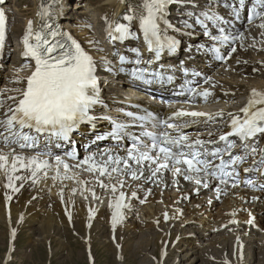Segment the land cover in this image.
Masks as SVG:
<instances>
[{"label":"snow or ice","instance_id":"snow-or-ice-1","mask_svg":"<svg viewBox=\"0 0 264 264\" xmlns=\"http://www.w3.org/2000/svg\"><path fill=\"white\" fill-rule=\"evenodd\" d=\"M55 2L59 5V0ZM121 2H127L128 9L117 21H109L105 17V32L109 42L115 46L116 42L123 44L128 40L142 38L151 58L144 60L139 48H131L125 51H130L134 59L114 50L112 55L116 57L117 64H113L107 56L101 57V60L105 71L124 73L132 80L149 87H165L174 83L177 69L175 66L165 67L160 61L165 55L173 56L176 53L180 45L176 34L192 37L199 27L206 39L203 44L195 47V52L213 53L216 59L223 61L226 56L230 58L237 51V43L243 48L244 32L237 29L236 25L241 21L245 10L247 24L252 25L259 19L261 23L257 26L264 29V0H202V6L197 0ZM172 5L183 9L179 27L169 19ZM220 7L228 9L227 18L217 11ZM60 13L59 6L53 10L51 4L42 3L41 10L37 13L41 23L35 32L33 22L28 21L22 39L21 55L29 62L25 67L31 68L30 74L15 77L13 82L23 84V87L7 90L13 95L4 97L0 93V109H3V114L0 115V143L12 153V160L9 162L8 155L0 151V170L9 172L7 187L18 191L14 180L31 179L36 183L41 172L46 177L47 170L53 166L50 159L45 158L51 156V146H74L76 142L72 139L73 134L81 133L82 126H87L85 131L88 136H92L96 133L99 121H108L109 130L96 133L92 142L111 139L119 143L127 138L128 144L123 149L125 155L104 151L99 156H106L107 159L97 161V154L89 153L74 167L80 168L82 164H87L89 166L86 171L98 172L99 176H106L109 180L113 179L112 174L115 173L132 180L144 179L146 182H155L164 171H170L174 177L182 176L185 181L194 184L197 194L200 188L209 189L215 182L217 198L225 189L237 188L241 184L264 191V183H257L254 176L249 175L264 177V146L260 145V139L264 138V91L252 89L247 104L239 113H227L230 118L227 123L229 131L225 132L220 128L216 133H209L207 139L201 138L199 134L190 136L184 129L190 123H196V118L200 117H206L209 121H216L217 118L223 120L225 113L222 110L211 114L181 109L167 117H161L142 109L140 113L125 112L124 115L131 118L128 122L109 115L96 116L93 114L95 108L105 106L96 75L97 61L69 32L55 26L53 15L58 16ZM133 23L138 26V31L133 30ZM261 36L264 37V32H261ZM4 40L5 14L0 11V49L3 48ZM87 43L97 52H103L98 47V41L88 40ZM192 52L189 49V54ZM237 63L241 61L237 60ZM178 70L186 78L180 85L181 94L187 89L191 97L204 100L212 95L209 89L201 91L189 79L199 76L198 72H190L183 62ZM203 83L215 87L211 85L210 78H205ZM8 101L11 103L7 104ZM120 111L123 112L122 109ZM182 117L193 119L181 120ZM237 140L240 152H234ZM16 148L21 152L35 150V153L25 157L17 154ZM66 155L75 158L74 151H68ZM246 164L248 166L244 167ZM55 165L54 179L60 175V165H63L65 173L70 168L60 156L55 157ZM241 168L245 173L243 178L240 175ZM20 170L28 171L29 176L12 175ZM145 171L149 173L147 176ZM64 178L72 177L65 175ZM117 185L124 188L126 180L120 179L115 184H105L103 180H99V186L110 189L113 194L118 191ZM148 192L151 194L150 189ZM92 195L96 198L95 192ZM136 196L137 193L132 191L131 197ZM125 197V192L119 191V195L114 197V204L109 205L114 209L111 220L113 228L123 219L122 209L130 206L125 203ZM6 199L10 200L11 197L7 196ZM167 219L165 213V220ZM248 222L252 223V220ZM12 236L15 237V230L12 231ZM162 255H166V252Z\"/></svg>","mask_w":264,"mask_h":264},{"label":"rangeland","instance_id":"rangeland-1","mask_svg":"<svg viewBox=\"0 0 264 264\" xmlns=\"http://www.w3.org/2000/svg\"><path fill=\"white\" fill-rule=\"evenodd\" d=\"M81 1L88 6V8H85L84 10L92 13L93 10L89 9L90 6L96 7V5L100 4L101 0H71L69 5L71 11L70 20L66 23V27L69 28L73 24L77 25L83 22L89 25V28L87 29L91 31L90 36L92 40L99 42V35L101 33L97 32L96 25H94L93 22L90 23L89 20H83L85 14H80L79 9H77L81 6L80 4L76 8V4ZM197 1L200 2V0ZM6 5L7 11H10H8V13L14 18L10 21V23L12 22L10 26L13 30L16 28V32L14 33V35L16 34L15 36H13L11 31L9 41L11 42L10 48L12 51L8 53V55L12 57L11 62H14L18 59L15 47H18L21 32L26 28L23 24L24 20L27 17H33L34 14L32 12L36 7L34 6L33 0H7ZM170 10H174V7H171ZM80 11L83 10L80 9ZM177 11H180L181 13L183 10H175L176 13ZM88 15L91 14L89 13ZM99 15L102 17L104 14L102 12L99 13ZM67 17L69 18V15H67ZM171 18L177 19L181 18V16L179 14V16ZM98 21L100 22V20ZM65 22H67V20H65ZM177 23L179 24V21ZM194 36L195 34L192 37ZM259 37H261V35H258V38ZM104 38L100 41V43H104ZM100 43H98V45H100ZM251 49L253 50V54H249L250 59L258 60V58L262 59V57H264V46ZM94 51V53H98L95 49ZM179 53L183 54L184 50L180 49ZM10 65L11 64L9 62L6 63V66L11 69H8V72L5 73L6 76L8 75V79L15 77L17 72L15 69L17 65ZM21 66V72L18 73H20L19 75L22 74L21 76H26L27 67L25 68V65L23 64H21ZM232 72L234 71L231 70L228 72L229 77L233 75ZM6 76L3 81H0V93H3V95H5V88L7 87L5 81ZM262 76L263 75L261 74L256 75V72H254V74L247 73L246 77L250 79L252 77L260 78ZM234 98L235 101L232 102L233 108H237L236 111H238L241 107V103L243 104L246 97L239 94L234 95ZM0 147L5 148L12 156V153H10L11 151H8L10 150L8 147H5L4 145H0ZM18 151L19 150L16 151L17 154ZM20 155L30 157L26 153H22ZM51 170L52 168L47 171L51 172ZM5 174H2L3 179L0 178V198L2 197L1 202L2 204L5 203L6 208V197L9 196V189L6 190V192L5 186L7 183L5 185L2 184V182L7 179L9 172H6ZM81 174H84V172ZM85 174L87 173L85 172ZM38 175V179L41 177L46 180L48 177H45L42 172ZM65 175L66 174L63 175V178ZM96 175H98V172H96ZM115 176H117V179L118 177L120 179H130L118 176L114 173L113 177ZM103 178L104 177L101 179L106 184L108 180L106 178L104 180ZM72 180L73 184L76 186H74L76 191L73 192L72 189L69 190L67 186L58 189L60 192L62 191L63 194V199L59 200L58 198L56 201L60 206H56L51 203L46 207L38 204V198L43 200L53 198L54 194L51 193V189L47 188L45 184L42 187L40 181L33 183L31 179L25 180L26 183L31 182L29 183L31 184L30 188L28 189L27 185L25 189H28V193L29 195L32 194V197L25 203L26 207L24 208V213H26L29 208V212H33V219L23 223L22 219L24 213H22L19 217L21 219L15 221L16 223L13 227L10 221V212L7 210L9 206L6 208V216L8 217V220L0 223V264H237V261L239 262L241 259L243 260V263L245 262V264H264V210H261L260 213L256 212L258 210L257 207L264 209V194L262 196L261 193L255 195V193L252 194L251 192H248L252 196H256V200L252 199V201H255L256 203L252 204L251 201H249V203L245 205L240 204L241 206H239V204H236L237 196L240 193H244L245 189L237 187L236 190H234L229 187L223 191L222 198L216 201L217 208L214 206L215 208L212 209V215L207 218L204 214L205 211L201 208L204 203L203 199L207 200L211 196H214L215 185L213 186V184H215V182L212 183V188L209 189V193L194 195L191 198H184V200L181 201L183 199L184 192L192 191L196 186L185 180L179 181L173 176L172 172L168 171L167 173L160 175L159 179L155 182L148 183V186L153 188L157 193V195H151V202H146L143 200V197L134 198L137 201L136 204L133 203L130 207L126 208L122 221L115 226V228L119 229L118 231H115L116 229L111 225V220L110 222L95 220L97 219L95 218V215H88L87 209L89 207V203H91L94 204V206L98 205L97 208H102L104 211L109 213V210L111 211L109 199L112 195H114L111 190L104 189L105 194L102 197H100V195L97 196L95 193L96 198H94L91 191H87L88 189L83 186L81 179L76 180L75 178H72ZM134 181L135 180H132V182ZM140 181L141 180H139V182ZM176 181L179 183L177 184ZM2 186L5 193L1 190ZM100 189L103 188L100 187ZM127 189L129 190L130 188ZM12 191L13 189L11 192ZM164 191H172V195L174 196L181 194L179 199V202L181 201V203H176L172 206L173 196L166 198L162 194ZM68 192L71 193L72 205L74 209L82 215V222H79L81 223L79 227L77 226L79 223L75 219L76 215L70 211ZM159 192L161 195H159ZM12 193L13 199L19 195L20 190L18 189V191ZM127 193L128 191L125 193V199L129 203L131 202V198H128ZM6 194L8 195L6 196ZM260 196L262 197L260 198ZM27 197L28 194L17 198L14 202L16 209L22 207V204ZM258 198L262 200V202L260 201L261 203L258 202ZM231 199L233 202L231 203L230 208L232 207V210L236 211V213H244V217L246 216L247 211L251 209H248L245 206L254 205V216L259 218V221L256 223L257 225L254 228L256 235H250L249 232L245 231L237 233L236 224L238 222H235L234 225L232 224L228 215L229 211L228 213L226 211L224 214H221L219 210H221V208L223 210L225 208L224 204L231 201ZM169 201L170 205H168ZM214 203L211 201V206ZM198 205L201 210L198 214H196L195 212ZM243 207H245V209L247 208V211L244 209L245 212H243ZM124 209L125 208H123L122 211ZM162 211L164 212V218L165 213H167L168 216V219H164V222L161 219ZM69 213L71 215V219H69ZM50 214L57 219L58 231L56 232H53V226H50ZM175 215L178 216H176V219ZM172 218L175 220L173 223H170V219ZM100 227H105L106 232L102 233ZM111 228L113 230H111ZM13 230H15L14 238L12 236ZM45 231L47 232L44 233ZM156 233L168 238L165 245L166 255H168V257H166V255H162V248L164 245L163 247L161 246L162 240H158ZM149 238L150 240H148ZM249 239L252 240L248 241ZM154 241L156 242L154 243ZM242 242H244L245 247L240 248L241 244L239 243ZM247 243L252 244L249 249L246 247ZM9 255L11 257L10 259Z\"/></svg>","mask_w":264,"mask_h":264},{"label":"bare ground","instance_id":"bare-ground-1","mask_svg":"<svg viewBox=\"0 0 264 264\" xmlns=\"http://www.w3.org/2000/svg\"><path fill=\"white\" fill-rule=\"evenodd\" d=\"M33 2H34V6L36 7V8H34V10L32 12L34 15L31 18H28V17L25 18L24 23H23L24 26L27 27V24H28V21L29 20H31L33 22V26L40 25L41 21H40L39 16L37 15V13L41 10V4L42 3H44V4H51L53 6V10H55L59 6L61 8V13L59 15L60 16V20L57 21V15H55V14L53 15V19L55 21V24H59V28L60 29H62L61 24H63V27L66 26L65 20L68 19V17H67V15H68L67 14L68 13L67 10H68V7L70 5L71 0H59V2H61V3H59V5H57V3H53L52 4V3L49 2V0H33ZM79 4L81 5L80 7H78ZM86 5L84 4V2L81 1V2H78L76 4V8L78 7L77 9H79L80 14H85V16L83 18L84 21H88L89 20L90 23L93 22L94 25H96L97 32L101 33L99 35L100 36V41L104 38V36L107 37L106 32L104 30L107 27L105 17H107V19L109 21H117L127 11V9H128V3L127 2L126 3H122L121 0H101L100 1V4L99 5H96V7L95 6L94 7L93 6H90L89 9H92L93 10L92 13L90 11H85L84 10L85 8L86 9L88 8V6H86ZM80 9H82L83 11H80ZM0 11H3L4 12V14H5V20L7 21V23H10V21H12L14 19L12 15H10L9 13H7V10L6 9H5V11H6L7 14L5 13V11L3 10L2 7H0ZM217 11H219L221 15H223V16L226 17V15H227L226 9L224 10L223 8L220 7V8L217 9ZM102 12H103L104 15L102 17H100L99 13H102ZM89 13L91 15H88ZM173 14H177V13L176 12H173ZM99 17H100V19H99ZM63 18H64V22L61 20ZM98 20H100L101 24H100V22ZM49 22H51V21H49ZM241 22L245 23L244 20H242ZM260 23H261V21H259L255 26L251 27L249 30L247 29V31L242 30V28H241L240 31H243L244 32V37H245L244 40L242 41L243 48L240 46V43H237V45H236L237 51L235 53H232L231 54L230 64L228 66H226L224 69L217 70L212 75L210 74V76H211L210 77L211 85H215V87H211L210 84H206V86H205L206 89L212 90L214 92L212 98H210L208 100V103L211 104L212 102H215V101H219L221 103H218L217 105L214 104L215 106L213 105V107L207 108L206 110H207L208 113L215 114V113L220 112L222 110L225 113V116L224 117L227 118L228 117L227 116V113L228 112L237 109V108L236 109L233 108V103L232 102L235 101L234 95H239L240 94V95H244L246 97V99L243 102L244 105L242 103L240 105L241 108H242V107H244L246 105L252 89H257L259 91H264V57H262V59H259L258 58V60H256V59H253L252 60V59H250V55H249L250 53L253 54V50L251 48L255 49V48H259V47H263L264 46V37L261 36V37L258 38V35H261V32H264V29H261V28L257 27V25H259ZM88 26L89 25H87V24H85L83 22L81 24H77L73 28V33L75 35L74 38L78 42H80L81 45L83 47H85L94 56V48L90 47L89 44L87 43L88 40H92V38L90 36V32L91 31L87 29V28H89ZM99 28H100V31H99ZM15 29L14 30L12 29L13 36L16 35V34L14 35V33L16 32ZM62 30L65 31V32H68L67 29H65V30L62 29ZM134 31H137V30H134ZM24 33H25V30H22V32H21V38H23ZM176 35L178 37H180V38L183 37V36H181L179 34H176ZM184 39L187 40L186 37ZM139 41H140V43L137 44V47L140 49V51H142L143 49L141 48V40H138V42ZM134 42H135V40H133L132 42L123 43V44L124 45H130V44H133ZM196 42L200 44V43H203L204 40L198 38V40ZM123 44H120V45H123ZM253 44L255 45L254 47L250 46V45H253ZM126 48H128V47H126ZM102 49H103V52H100L98 54V56L96 57V59L100 61L101 60V57L107 56V58L109 60H111L110 59V56L108 55V53L104 51L106 49V47L104 46V44H102ZM20 50H21L20 51V54H21L22 51H23V49L21 48ZM179 52H180V50L177 53H179ZM180 55H182V54H180ZM256 55L259 56L258 54H256ZM170 58H172V57H170ZM237 60H240L241 63H237ZM17 61L18 62H21V63L22 62L24 63V59H22L21 57L18 58ZM243 61H247V63H243ZM21 67L22 66L20 64H18L15 67V69L17 71L16 74H15V77H17V76H19V77H25V76H21L22 74L19 75L20 73H18V72H21L20 71L22 69ZM253 69H256V71H253ZM231 70L234 71V72H232L233 75L229 77L228 76V72H230ZM254 72H256V75L261 74L263 76L260 77V78L252 77L250 79H248L246 77L247 76V73L254 74ZM29 74H30V72L28 73V75ZM9 76H13V75H9ZM26 76H27V74H26ZM15 77L8 79V75L6 76L5 81H6V84H7L6 86L7 87L5 88L6 93H5V95H3L4 97H6L8 95H13L14 94V93H11L10 91H7V90H11V89L23 87V84H18V83L13 82L14 79H15ZM7 80H8V82H7ZM10 103H11V101H8L7 102V104H10ZM7 104L5 105L6 107H7ZM169 106L172 107L171 108V112L178 111L177 108L183 109V110L186 109V106L185 105H178L176 107L175 105L169 104ZM98 123L101 126H103V125L107 126L106 123H103V122H100V121ZM207 126H208L207 123H205L203 125L204 128H206ZM0 145H3V144L0 143ZM0 151H2L4 154H7L8 155V158H9V162H11L12 156L9 154V152H7L5 148H1V147H0ZM8 151H10V150H8ZM118 151H119V149H115V150H113V153H117ZM18 154H20V153L18 152ZM29 155L32 156L31 154H29ZM45 158L50 159V161H51V163L53 165L52 166V170H51V172H48L47 171V176L48 177H47L46 180H45V178H41L40 177L38 179V181H40V184H41L42 187L45 184L47 186V188H50L51 189V193L54 194L53 195L54 197L53 198H50L48 200H43L41 198H38V204L43 205V207H46L47 205H50L51 203L55 204L56 206H60L58 204V202H56L58 198H59V200L61 199V192L58 189H61V188L67 186V188H69V190L70 189L73 190L76 186L73 184L72 178H75L76 180L77 179H81V182L83 183V186L86 189H88L87 191H91V193L95 192L96 195L97 196L100 195V197L104 196V194H105L104 193V188L103 189H100V186H99V180H102L101 179L102 177L99 176V173H98V175H96V173H91V172L86 171L85 169L88 168V166L86 164H82L80 168L74 167L77 164H75V165L74 164L73 165L72 164H69L70 168L67 171V173H65V170L63 168V165H60L59 166L60 175H59V177H57V178L54 179L53 177H56L55 159L50 158V157H45ZM99 158H100V156L97 155L96 156L97 161L99 160ZM6 172H8V171L7 170H0V178H2V174H5ZM82 172H84V174H81ZM85 172H87V174H85ZM167 172L168 171H164L163 173H167ZM64 174H66L68 177H72V178L63 180V179H65V178H63V175ZM148 174L149 173L146 171L145 176H147ZM12 175L13 176H23V177H27V176H29V172L26 171V170H20V171H17L16 173H13ZM105 178L108 180V182L106 181L107 182L106 184H115V183H117V181L120 180L119 177L117 179V176L113 177V179H111V180H109L106 176L103 179L105 180ZM182 178H183L182 176L181 177H178V180L179 181H182ZM25 180L26 179H24V180H14V186H15L16 189H19L20 190V193H19V195L17 197H15L13 199H12V194H13L12 192L15 193L16 191L13 190L11 192L12 188H9V187H6L5 186V191L9 189L8 190V194H9V196H11V199H10L11 200V205H10V200L7 199V201H6V208H8V206H9V208L7 210L10 212V217L12 218V219L10 218V221H11V224L13 225V227H14V224L16 223L15 221H18L19 219H21L19 217L21 216L22 213H24V208L26 207L25 206V203L28 200H30V198L32 197V194L29 195V193H28V189L31 186V184H29V183H31V182H27L26 183ZM27 180H29V179H27ZM125 180H126V186L124 188H119V186L117 185L118 191L114 195L111 196V198L109 199L110 200V203H113L114 204V202H115L114 197L119 195V191H124V192L128 191V198H131V202H129V203L126 202V203H128L129 205H132L133 203L136 204V202H137L134 198L131 197V192L132 191H135L137 193V196L136 197H138V198L143 197V200H145L146 202H151L150 201L151 200L150 197H151L152 194L157 195V193L154 191V189L148 186V183H150L151 181H147L146 182L144 179H141L140 182H139V180H135L132 183V179H125ZM85 181H87V183H85ZM6 183L8 184V179H6V180H4L2 182V184H5V185H6ZM27 185H28V189H25V187ZM214 185L215 184H213V186ZM0 186H1V184H0ZM157 187H159V186H157ZM127 188H130V189L128 190ZM210 188H212V187L210 186ZM149 189L151 190V194H149V192H148ZM209 189L200 188L198 194H197L196 191H194V189L192 191H189V192H184L183 199L181 201H183L184 198L185 199H187L188 197L191 198L194 195H203L204 193H209ZM233 189L236 190V188H233ZM1 190H2L3 193H5L3 186L1 188ZM70 192H68V201L70 203V211H72L76 215L75 216V219H76V221L78 223L79 222H82V215L79 214L78 212H76V210L74 209V207L72 205V199H71V193L72 192L71 193ZM248 192H251V191L246 190L244 193H240L239 195L237 194L238 196H237V202H236V204H239V206H241V205H245V204L249 203V201H251L252 204H255L256 202L255 201H252V199H254V197H255V200H256V196H252ZM260 193L263 196V192H260ZM260 193H258V194H260ZM8 194H6V196ZM26 194H28V197L23 202L22 207L16 209V207L14 205V202L17 200L18 197H22V196H24ZM162 194L166 198L173 196L172 206L175 205L176 203L177 204L178 203H181V201L179 202V199H180V195L181 194L174 196V195H172V191H169V192L168 191H164ZM248 194H250V195H248ZM159 195H161L160 192H159ZM222 195L223 194H220L219 197L217 198V193L215 192V194H214L215 197L214 196L213 197L211 196L207 200L203 199L204 203H203L201 209H203L205 211L204 214L206 215L207 218L212 215L211 214L212 213V209L217 206L216 201L220 200L222 198ZM262 196H260V198ZM260 198H258V200H259L258 202H260V201L262 202V200H260ZM210 199H211L212 203L215 202L212 206H211V203H209V200ZM232 199H231V201H228V202H226L224 204L225 208L223 210L221 208V210H219V211L221 212V214H224L226 211L228 213V211H229L228 215H229L230 220L231 221L238 222L236 224V231H237V233L240 232V231H245V232H249L250 235H256L254 228L257 225L256 223L259 221V218L258 217L256 218V216H254L255 215V213H254V210H255L254 209V205L251 204L252 206H250V205L245 206L248 209L251 208L248 211L246 210L247 208L245 209V207H243V210L245 209L247 211V214L244 217V213H236V211L232 210V207L230 208L231 203L233 202ZM1 200H2V197L0 198V223L2 221L5 222V221L8 220V217L6 216L5 203L2 204ZM140 200H142V199H140ZM168 205H170V201H169V204ZM97 207H98V205L97 206H94V204L89 203V207L87 208L88 209V215H92V214H93V216L95 215V218H97L95 220H98V221L101 220L103 222H107V221L110 222V220H112V212L114 211V209L112 207H110L111 211L109 210V213H107L102 208H97ZM93 208H94V210H93ZM201 209H200V206L198 205L197 208H196V212L195 213L198 214ZM257 209L258 210L256 212H258V213H260L261 210H264V209L258 208V207H257ZM67 210H68V206H67ZM90 210H93V211L90 213ZM245 210L243 212H245ZM125 211H126V208L122 211L123 212V216H124ZM58 212H60V211H58ZM62 213H63V211H62ZM32 214H33V212H29V208H28L27 209V212L23 214V219H22L23 223H26V222L32 220L33 219ZM192 214H194V213H192ZM176 216L177 215H175V219H176ZM50 217H51L50 226H53L52 231L53 232H56V231H58L57 219L53 215H51ZM86 217H87V213H86ZM161 219L164 222V219L165 218H164V212L163 211H162V218ZM175 219L174 218L170 219V223L171 222L173 223V221ZM250 220H252V223H249L248 222ZM74 224H75V222H74ZM232 224L234 225L233 222H232ZM80 225H81V223H79L77 226L79 227ZM75 226H76V224H75ZM100 228L102 230V233H105L106 232V230H105L106 228L105 227H100ZM115 229H116L115 231H118L119 228H115ZM111 230H113V229L111 228ZM46 232L47 231H45L44 233H46ZM263 233H264V231H263ZM156 237L158 238L159 241L162 240L161 246L163 247V245H164V247L162 248V251H163V253L166 252L165 245H166V242L168 241V238L166 236L163 237L162 235H159L157 233H156ZM148 240H150V238ZM250 240H252V239H249L248 241H250ZM155 242L156 241H154V243ZM239 244H241L240 245V248L245 247L244 242L239 243ZM251 245H252L251 243H247L246 244L247 249H249L251 247ZM166 257H168V255H166ZM239 263L240 264H245V262L243 263V260L242 259L239 262L237 261V264H239Z\"/></svg>","mask_w":264,"mask_h":264}]
</instances>
